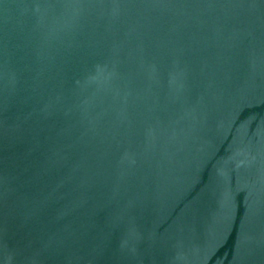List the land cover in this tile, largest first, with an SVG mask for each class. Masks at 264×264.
<instances>
[{"label": "water", "instance_id": "1", "mask_svg": "<svg viewBox=\"0 0 264 264\" xmlns=\"http://www.w3.org/2000/svg\"><path fill=\"white\" fill-rule=\"evenodd\" d=\"M0 264H264V0H0Z\"/></svg>", "mask_w": 264, "mask_h": 264}]
</instances>
